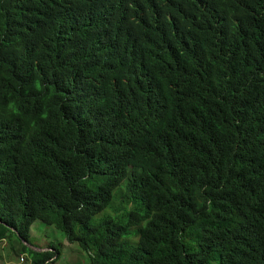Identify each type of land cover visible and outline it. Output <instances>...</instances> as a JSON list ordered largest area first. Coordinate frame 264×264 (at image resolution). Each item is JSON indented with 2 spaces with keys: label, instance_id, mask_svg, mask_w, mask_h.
Here are the masks:
<instances>
[{
  "label": "trees",
  "instance_id": "16d2710c",
  "mask_svg": "<svg viewBox=\"0 0 264 264\" xmlns=\"http://www.w3.org/2000/svg\"><path fill=\"white\" fill-rule=\"evenodd\" d=\"M90 264H264V0H0V242Z\"/></svg>",
  "mask_w": 264,
  "mask_h": 264
},
{
  "label": "rangeland",
  "instance_id": "374dc122",
  "mask_svg": "<svg viewBox=\"0 0 264 264\" xmlns=\"http://www.w3.org/2000/svg\"><path fill=\"white\" fill-rule=\"evenodd\" d=\"M29 244L40 249H47L50 244L56 245L62 252L58 262L53 264H90L92 253L84 251L79 244H71L65 234L53 226L36 221L31 227ZM19 245L17 239L11 244L4 240L0 242V264H30L26 256L15 253Z\"/></svg>",
  "mask_w": 264,
  "mask_h": 264
},
{
  "label": "water",
  "instance_id": "95a60500",
  "mask_svg": "<svg viewBox=\"0 0 264 264\" xmlns=\"http://www.w3.org/2000/svg\"><path fill=\"white\" fill-rule=\"evenodd\" d=\"M25 244H26L29 248H31L32 250L37 251V252H43V251L46 250V249H40V248L33 247V246H31L29 243H27V242H25Z\"/></svg>",
  "mask_w": 264,
  "mask_h": 264
}]
</instances>
